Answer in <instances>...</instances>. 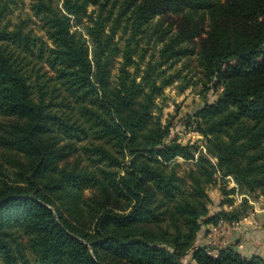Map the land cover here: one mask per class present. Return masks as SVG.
I'll use <instances>...</instances> for the list:
<instances>
[{
  "label": "trees",
  "instance_id": "trees-1",
  "mask_svg": "<svg viewBox=\"0 0 264 264\" xmlns=\"http://www.w3.org/2000/svg\"><path fill=\"white\" fill-rule=\"evenodd\" d=\"M4 7L2 264H184L190 249L196 264H264L233 246L216 255L194 247L208 213L205 187L216 175L264 199V0H34L44 36L22 22L10 28ZM118 31L129 36L112 82ZM143 34L160 43L158 66L192 59L194 85L219 92L192 116L209 157L198 154L185 182L170 163L194 151L168 139L169 125L153 117L155 67L148 64L141 81L127 69ZM42 62L54 78L36 67ZM59 88L66 95L56 101ZM65 100L74 113L55 108ZM54 131L83 142L99 172L60 165ZM86 187L94 194L86 197ZM241 203L211 222L240 219L248 208Z\"/></svg>",
  "mask_w": 264,
  "mask_h": 264
},
{
  "label": "rangeland",
  "instance_id": "rangeland-1",
  "mask_svg": "<svg viewBox=\"0 0 264 264\" xmlns=\"http://www.w3.org/2000/svg\"><path fill=\"white\" fill-rule=\"evenodd\" d=\"M33 4L34 0H0V8L1 6H6L2 9L6 10L3 14L4 22L7 23L10 28H12L14 24L22 22L24 30H31L33 34L44 36L41 22L37 16L34 15ZM128 36L129 31H126V33L118 31L115 36L119 51L113 56L111 61L112 82H115L116 76L119 73V68L123 63L124 59L121 54L125 39ZM138 38L139 43L131 56L132 63L128 65L127 69L131 75L136 77L137 81H141V76L147 68V65L150 64L155 67L151 77H149V80L155 81V84L159 87V89L153 93V117L159 119L162 124L169 125L168 139H175L183 145L192 146L191 148L194 151L193 159H185L178 156L170 163V166L174 168L176 173L182 177L185 182V180L187 181L186 176L189 170L195 167V160L198 154L202 152L207 155V139L197 129L196 124L191 123L192 116L203 105L204 100L206 102L215 101L219 92H215L211 89L204 92L201 85H194V82L197 80L195 75L197 73V67L192 59L188 61L176 60L158 66L157 61L159 60L158 50L160 43L154 42L153 38L149 39L146 34ZM33 62L34 59H32V63ZM42 63H37L36 67H38V65H43L42 72H46L47 77L54 78V73L48 70L45 64ZM31 65L30 63L28 69L31 68ZM53 82L54 79H50V84ZM147 82L150 81H146L144 85H147ZM54 87L53 85H49L48 88L52 90ZM145 90L149 92V86L146 87ZM54 93L60 95L59 98L55 99L56 101L61 99L62 94L66 95L65 91L60 88L59 91ZM66 102L67 100L62 104H57L58 106H55V108L60 109V111L63 110L66 113H74L75 109L65 106L67 105ZM52 137L55 146L61 148L62 151L63 158L59 161L60 165L64 164L67 170L99 172V168L102 167V165L98 164V161L89 159L88 155L83 152V142L81 143L74 138H65L62 134L55 131L52 133ZM207 157L209 156L207 155ZM210 160L214 163L216 162V160L213 158L211 159V157ZM234 184L235 182L222 179L216 175L214 179L206 185L205 192L207 194L206 206L208 213L199 220L201 222V227L196 234L194 247H204L210 254H213V251L217 252L219 248H222L221 246L224 247L225 244H227L226 242L230 240L231 246L240 254L238 250L239 247L236 246L237 243L234 242L233 238L222 241V238H226V234H229L228 236L232 235L228 233L231 232L232 229L229 228L227 232V226H220L214 230L212 229V225H215L218 220L211 222V216L217 214L221 210L230 211L232 208L240 206L243 199L246 200L248 206L249 199L258 202L261 200L257 192L244 194V191L242 192V190L235 187ZM95 188L96 187H86L84 189L85 196L89 197L93 195ZM235 203L237 205H235ZM231 205L232 207H230ZM216 240L218 241L216 242ZM217 245L220 247H217ZM180 261L184 264H196L193 258V249L188 250L180 258ZM0 264H2L1 260Z\"/></svg>",
  "mask_w": 264,
  "mask_h": 264
},
{
  "label": "crops",
  "instance_id": "crops-1",
  "mask_svg": "<svg viewBox=\"0 0 264 264\" xmlns=\"http://www.w3.org/2000/svg\"><path fill=\"white\" fill-rule=\"evenodd\" d=\"M259 199H261L259 202L249 199V206L244 214L247 218L245 220L240 219V226L237 228H233L227 223L228 230L226 231L228 232L229 228H231V232L228 233L232 235L228 236L229 234H226V238H222V241L233 238L234 242L237 243L236 246L239 247L240 255L245 258H251L257 255L264 259V199L261 196ZM235 205L237 204L235 203ZM248 213H251V215H248ZM229 241L226 242L227 244L225 246H231V242ZM217 247L220 246L217 245ZM216 254L217 252L213 251V255Z\"/></svg>",
  "mask_w": 264,
  "mask_h": 264
},
{
  "label": "built area",
  "instance_id": "built-area-1",
  "mask_svg": "<svg viewBox=\"0 0 264 264\" xmlns=\"http://www.w3.org/2000/svg\"><path fill=\"white\" fill-rule=\"evenodd\" d=\"M227 179H228V181H233V179L230 176H227ZM234 186L237 187L236 184H234ZM248 215H251V213L250 214L248 213ZM246 218H247V216L245 215V216H242L240 219L245 220ZM240 219L234 220V221H231V222H226V221H223V220H219L215 225H212V229L216 230L220 226H226L227 223H229L233 228H237L238 226H240V221H239Z\"/></svg>",
  "mask_w": 264,
  "mask_h": 264
}]
</instances>
